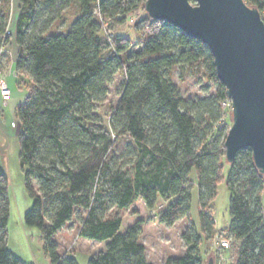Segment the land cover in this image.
<instances>
[{"label":"trees","instance_id":"trees-1","mask_svg":"<svg viewBox=\"0 0 264 264\" xmlns=\"http://www.w3.org/2000/svg\"><path fill=\"white\" fill-rule=\"evenodd\" d=\"M6 1L0 0V46L10 39ZM146 1L18 0L16 70L27 97L14 123L32 200L25 223L40 231L51 264H78L73 254H60L54 240L78 210L85 212L79 237L106 242L88 264H153L140 239L143 222L122 231L119 212L138 200L155 212L162 201L167 209L159 212V221L173 226L190 216L195 173L201 232L194 225L186 229L185 253L164 264H206L204 241L230 239L237 246L230 264H264V176L250 149L240 151L232 164L226 160L224 121L228 112L232 118V110L222 107L228 97L214 57L202 41L151 18ZM245 1L264 21V0ZM72 4L80 13L70 29L50 32ZM141 13L135 26H142V40L135 49L128 37L113 33L112 25L119 27ZM177 69L206 78L214 92L186 101L171 79ZM120 71L126 82L105 125L101 106ZM125 136L131 142L117 157L114 147ZM224 161L231 219L220 232L209 209L224 178ZM6 186L0 162V264H27L8 248Z\"/></svg>","mask_w":264,"mask_h":264},{"label":"rangeland","instance_id":"rangeland-1","mask_svg":"<svg viewBox=\"0 0 264 264\" xmlns=\"http://www.w3.org/2000/svg\"><path fill=\"white\" fill-rule=\"evenodd\" d=\"M10 6V8H9ZM5 8H9V25L13 26V22L19 13L18 0H7L4 4ZM79 9L76 4H72L59 15V18L52 25L50 32H67L73 21L79 16ZM142 13L138 16L131 15L127 21L119 27L112 25L113 33L128 37L134 48H138L139 42L142 40L140 27L136 28V22L141 20ZM108 40H111L112 34H107ZM141 39V40H140ZM10 39L5 44V53L8 52ZM10 47V46H9ZM4 66V65H3ZM171 79L180 89L181 96L186 101H194L202 99L214 92L211 82L202 76H196L191 71L177 69L171 76ZM126 82L125 74L120 71L114 81L109 86L108 100L101 106L100 117L105 125L109 123L111 111L116 108L123 86ZM230 112L226 113L224 124L227 133L232 126V118ZM13 131L8 137L4 151H0V162L4 170L7 182V197L9 201V220H8V248L27 264H51V259L45 249L44 239L37 228L28 227L25 223V214L32 206V200L29 198L25 185L24 175L20 168L19 159V137ZM0 141V146H1ZM129 137H121L114 147L117 157L124 155L125 148L130 144ZM225 172L223 180L218 184L217 196L210 206V214L215 221L216 229L224 232L230 224V191L227 187V175L229 165L224 161ZM191 208L190 216L182 217L173 226H167L159 221V212L165 211L167 203L160 201L155 208V212L148 210L141 200H138L129 209L119 212L123 219L122 231L141 220L142 235L141 242L146 247V258L148 262L153 264H164L168 258L181 256L186 251V243L183 239V233L191 226L200 229V204L199 189L196 174H192L191 178ZM264 206V194H263ZM115 213V209L111 211ZM110 212V213H111ZM85 216L83 210H78L72 220L54 237L57 242L60 254H73L78 264H88V259L106 247V242L91 241L79 237V228L81 219ZM230 247L228 249H220L218 251L214 240H205L202 247L206 260L212 256L216 258V264H230L235 257L237 246L230 239ZM206 261V262H207Z\"/></svg>","mask_w":264,"mask_h":264},{"label":"water","instance_id":"water-1","mask_svg":"<svg viewBox=\"0 0 264 264\" xmlns=\"http://www.w3.org/2000/svg\"><path fill=\"white\" fill-rule=\"evenodd\" d=\"M145 10L191 38L202 41L214 57L217 76L232 102V126L226 160L252 150L264 176V21L245 0H147ZM206 264H215L209 258Z\"/></svg>","mask_w":264,"mask_h":264},{"label":"crops","instance_id":"crops-1","mask_svg":"<svg viewBox=\"0 0 264 264\" xmlns=\"http://www.w3.org/2000/svg\"><path fill=\"white\" fill-rule=\"evenodd\" d=\"M18 15L19 13L14 19L13 26L8 27V34L10 35L9 53L2 55L0 64V71L6 75L8 85L12 91V97L7 103H3L0 97V141H2L0 151H4L8 137L13 131H16V135L19 137V130L17 126L13 127L12 123L17 122L16 110L24 103L27 97V90L19 87L18 73L16 70V59L19 51L15 38ZM217 249L221 251L220 248L217 247Z\"/></svg>","mask_w":264,"mask_h":264},{"label":"built area","instance_id":"built-area-1","mask_svg":"<svg viewBox=\"0 0 264 264\" xmlns=\"http://www.w3.org/2000/svg\"><path fill=\"white\" fill-rule=\"evenodd\" d=\"M97 13V10L95 11ZM5 41H3L0 46V64L1 57L5 53ZM0 97L3 103H7L12 97V91L8 85L6 75L0 71ZM222 107L224 109L232 110V102L228 99L222 103ZM13 127H16L15 123H12ZM217 245L220 249H228L230 247V242L228 240H220L217 241Z\"/></svg>","mask_w":264,"mask_h":264}]
</instances>
